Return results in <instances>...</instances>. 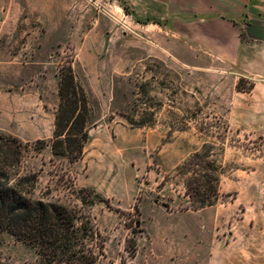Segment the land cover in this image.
Here are the masks:
<instances>
[{
  "label": "rangeland",
  "instance_id": "rangeland-1",
  "mask_svg": "<svg viewBox=\"0 0 264 264\" xmlns=\"http://www.w3.org/2000/svg\"><path fill=\"white\" fill-rule=\"evenodd\" d=\"M173 19L143 14L142 0H0V133L29 145L20 174L37 175L33 196L81 209L112 264H212L236 217L264 218V112L244 94L254 79L204 57L179 63L190 49L173 42ZM67 64L93 107L73 163L34 150L51 139ZM202 148L221 171L212 216L189 208L190 173L176 170ZM34 257L0 231L1 263Z\"/></svg>",
  "mask_w": 264,
  "mask_h": 264
},
{
  "label": "trees",
  "instance_id": "trees-1",
  "mask_svg": "<svg viewBox=\"0 0 264 264\" xmlns=\"http://www.w3.org/2000/svg\"><path fill=\"white\" fill-rule=\"evenodd\" d=\"M57 94L51 139L36 140L34 150L49 145L53 155L73 163L83 155L93 107L71 64L59 69ZM28 146L0 133V231L10 232L33 249L34 260L23 264H112L103 235L81 209L33 196L37 175L20 174ZM176 170L190 173L184 181L190 209L215 203L221 171L206 148L193 152ZM79 199L83 205L87 203L84 197Z\"/></svg>",
  "mask_w": 264,
  "mask_h": 264
},
{
  "label": "crops",
  "instance_id": "crops-1",
  "mask_svg": "<svg viewBox=\"0 0 264 264\" xmlns=\"http://www.w3.org/2000/svg\"><path fill=\"white\" fill-rule=\"evenodd\" d=\"M142 4L145 15L174 17L173 42L190 49L188 58L175 56L179 63L194 66L204 57L208 64L230 65L238 78H253L244 94L247 99L255 96V110L264 112V0H142ZM241 26L250 40L241 38ZM212 205L193 212L210 211L212 216ZM242 214L229 226L222 247L210 255L212 264H264V218L253 223L246 210Z\"/></svg>",
  "mask_w": 264,
  "mask_h": 264
}]
</instances>
